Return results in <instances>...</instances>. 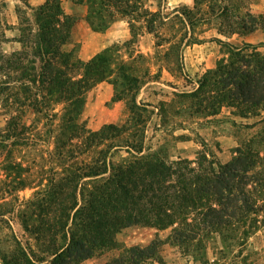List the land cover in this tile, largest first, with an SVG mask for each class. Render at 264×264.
I'll use <instances>...</instances> for the list:
<instances>
[{"label": "rangeland", "instance_id": "rangeland-1", "mask_svg": "<svg viewBox=\"0 0 264 264\" xmlns=\"http://www.w3.org/2000/svg\"><path fill=\"white\" fill-rule=\"evenodd\" d=\"M141 1L146 2V7L151 10L160 5L163 14L169 18L177 17L171 30L158 29L162 37L174 35V41L186 32L187 27L183 23L185 16L188 17L190 12L192 16L198 15L186 36H192V40L185 46L181 45L177 52L176 48L172 49L175 59L172 55L173 58L168 60L164 58V53L168 52L173 42H162V47H155L158 41L155 35L144 32L135 43H125L131 38L129 33L125 40L108 45L109 50L101 60L104 79L87 89L88 82H83L81 89L76 91L77 86L69 94L83 100L80 106L67 103L66 94L47 92L45 83L38 81L30 84L34 88L32 93L37 90L33 104L16 105L6 89L0 94V264H24L27 258L38 260L40 264L51 262L54 251L52 243L55 248L63 245L61 234L54 240L44 237L42 228H34L32 223H38L39 209L28 202L35 192L53 187L73 163H88L97 157L102 158L106 165L109 162L133 161L139 154L136 150L127 149L125 142L137 147L141 145L140 155L143 156L159 154L168 161H178V158L189 155L194 160L198 152L215 151L214 146L217 145L213 127L219 126L221 129L227 126V122H233L227 110H224L222 118H217L210 115L214 111L212 107L203 104L195 111V108H191V100L181 97V93H189L196 87L197 75H200L195 70V51L201 47L209 49L220 45L215 41L222 40L217 30L223 32L226 23L217 16L218 7L215 8V15L208 16L209 0H202L196 7L194 0ZM5 2L6 8H0V22H7L11 28L16 22L27 27L28 21L32 20V12L19 0ZM214 3L222 5L220 0H214ZM245 3H248L250 10H264V0H246ZM254 4L259 6L256 8ZM124 20L127 22L128 18ZM133 24L136 27L144 25L143 20ZM16 33L8 32V35ZM27 36L25 31L24 39ZM2 45L0 43V51ZM74 50L78 53L79 47L76 46ZM27 51L31 53L30 48L23 53ZM74 57L66 58L68 66L61 77L64 83L76 82L83 77L84 68L80 63L88 60L75 62ZM23 63L28 69H33L31 76H38L37 59L29 55ZM215 63L217 65L219 61ZM7 76L0 74V86L9 81ZM132 76L140 82L137 87L129 81ZM134 95L136 104L141 102L146 109L140 111L141 116L136 121L133 119L134 111L129 109ZM109 124L126 128L117 140L118 145L122 146L116 149H108L111 133H106L99 145L89 148L85 147L83 138L73 137L74 129L79 133L84 130L97 132ZM7 128L13 137H6ZM261 129H264V124ZM260 149L264 151L262 145ZM106 150L109 151L107 155ZM22 180L24 182L20 184ZM259 189L261 192H258ZM246 199V207H243L244 201L240 197L230 203L227 209L229 213H234V218L219 233L202 231L197 225L200 216L190 224L199 230L185 227L179 231L187 234L191 230L192 234L196 233L189 239H185L186 234L184 237L171 235L170 228L155 230L141 224L132 225L115 235L114 244L109 249L97 250L92 257L75 264H107L122 255L125 260L130 248L144 249L150 244L154 247V255L146 261L147 264H165L164 257L169 253H177L191 264H264V189L258 187L257 192L247 195ZM77 200L80 203L79 196ZM214 205L218 208L217 204ZM247 207L252 212H245ZM75 210L69 211L66 231L71 229ZM44 226L43 229L46 224ZM142 260L140 258L138 263L142 264Z\"/></svg>", "mask_w": 264, "mask_h": 264}, {"label": "trees", "instance_id": "trees-1", "mask_svg": "<svg viewBox=\"0 0 264 264\" xmlns=\"http://www.w3.org/2000/svg\"><path fill=\"white\" fill-rule=\"evenodd\" d=\"M19 1L32 12V20H27L25 28L20 21L18 23L20 34L15 41L20 44L19 50L9 54L3 53L2 49L0 51V74L4 77L8 75L9 79L3 83L4 86H0V94L6 89L14 98L16 105L33 104L37 90L32 93L34 88L31 85L38 81L45 83L44 88L47 92L66 94L67 103L80 106L83 100L70 95L75 87L78 86L76 91L81 89L84 86L81 84L83 82L86 84L88 82L87 89L104 79L105 71L101 60L104 59L109 47L87 62L80 63L84 68L82 78L76 82L64 83L61 77L68 66L66 58L73 55L65 53L61 48L69 40L75 18L63 15L60 0H46L37 8L30 7L27 0ZM72 1L87 5L86 21L95 31L107 29L117 19L128 18L127 25L131 38L125 43H135L137 37L144 32L155 35L158 40L155 47H162V42L165 44L173 42L169 45L168 52L164 53L166 60L173 57L175 59L173 48H176L177 52L192 40V36L188 38L186 36L198 17L195 14V17L190 15L191 12L187 14L189 16H185L183 22L187 27L186 32L174 41V35L166 38L158 32V29L162 28L171 30L173 20L177 18H169L163 14L160 5L151 10L146 7V2L141 0ZM201 1L194 0V7ZM245 1L220 0L222 5H217L214 0L207 1L206 14L215 15V8L218 7L217 16L226 23L223 32L217 30L218 34L221 36L234 33L248 34L264 29V14H253ZM4 7L6 8L5 0H0V8ZM140 20H143L144 25L136 27L133 22ZM8 29H11V26L7 22H0L2 44L10 41L5 37V31ZM25 31L28 36L30 34L26 39ZM215 41L225 48L229 54L228 58L219 61L214 69L204 72L197 78L196 87L189 93H181V97L190 99L191 108H195V111L203 104L212 107L214 109L210 113L212 116L218 114L222 106L236 110L231 111V114L240 118L259 115L264 111V53L258 51L256 46L236 49L222 40ZM260 46L264 47V44ZM27 48H30L31 53L28 51L23 53ZM27 55H32L39 63V73L36 77L31 76L33 69H28L23 63ZM129 81L135 87L140 83L133 76ZM143 107L141 102L136 104L134 95L129 109L134 111L135 121L141 116L140 111H146ZM260 122L264 124V118ZM125 129L112 124L103 126L97 132L84 130L79 133L74 129L76 131L73 137L83 138L85 147L89 148L99 145L104 140L103 136L111 133L108 144L110 151L122 146L118 145L117 140ZM6 131V137H13L8 128ZM262 131L263 135L260 133L256 140L237 147L235 156L224 165L217 162L214 152L210 150L198 152L194 160L178 158V161H168L159 154L140 155L141 145L137 147L128 142H125L124 146L136 150L139 154L133 161L124 160L117 164L109 162L106 165L102 158L97 157L88 163L81 161L73 163L53 187L35 192L32 198L35 202L32 200L28 202L39 209L37 213L39 218L36 219L38 223H32L34 228H42L44 237L48 238L61 234L60 241L63 245L55 248L54 242L52 243L54 251L49 264H75L90 258L97 250L109 249L114 244L115 235L132 225L141 224L155 230L170 228L171 235L184 237L186 233L179 231L185 227L199 230L197 226L190 224L194 218L200 216L197 225L202 231L219 233L222 227L230 224L234 218L232 215L234 213H229L227 209L230 203L240 197L244 201L243 207H246V196L255 194L258 187L264 189V155H261L260 149V145L264 147V129ZM109 151L106 150L105 154L107 155ZM23 182L24 180L20 181V184ZM214 204H217L218 208ZM74 209L76 210L71 219V229L66 231L69 211ZM245 212H252V209L249 210L247 207ZM46 213H50V216ZM63 219L65 221H62ZM45 224L46 228L43 229ZM188 231L190 233L185 235V239L196 235L192 234L191 230ZM153 248L152 244L144 249L132 247L129 254L127 252L125 260V256L122 255L107 264H139L140 258L144 259L141 261L142 264H147L146 261L154 255ZM24 264L40 263L38 260L27 258Z\"/></svg>", "mask_w": 264, "mask_h": 264}, {"label": "crops", "instance_id": "crops-1", "mask_svg": "<svg viewBox=\"0 0 264 264\" xmlns=\"http://www.w3.org/2000/svg\"><path fill=\"white\" fill-rule=\"evenodd\" d=\"M46 0H27V3L32 8H37L45 3ZM61 10L63 15L75 18V23L70 31L69 40L62 45L61 50L71 53L75 60L87 61L94 57L96 54L105 50L109 44L123 41L129 34L127 22L124 19H118L114 21L109 27L103 31L93 30L86 21L88 8L86 4L75 3L72 0H60ZM255 5V4H254ZM259 5H255L257 8ZM25 8H27L25 6ZM28 9V8H27ZM29 10V9H28ZM258 10V9H257ZM253 14H264V10L253 11ZM15 26H17L15 28ZM14 29V30H13ZM16 31L15 35L9 36L8 32L12 33ZM18 22L11 29L5 31V37L9 39V42L3 43L1 49L3 53L9 54L15 50L20 49V44L15 41L19 37ZM222 41L227 45L236 49H241L245 46H256L257 50L264 53V47L260 46L264 44V29H258L248 34L234 33L229 36H221ZM7 47H6V46ZM79 47L78 53L74 48ZM65 48V49H63ZM195 62L197 72L202 75L207 70H212L216 67L215 61L226 60L229 56L224 47L218 45L217 47H210L209 49L201 47L195 51ZM78 54V55H77ZM199 75V76H200ZM197 75V78L199 77ZM222 111L215 115L217 118H222L224 110H227V114L231 116L232 123H226L227 126L219 129H215V159L221 165L227 164L235 156V149L243 144L249 143L251 140H256L261 133L260 121L264 118V111H261L259 115L248 116L246 118H240L230 113V109L222 108ZM221 126V125H220ZM213 133V132H212ZM184 147V144H181ZM264 155V151L261 152ZM188 160H193L187 155L185 157ZM165 264H191V262L177 253H169L164 257Z\"/></svg>", "mask_w": 264, "mask_h": 264}]
</instances>
